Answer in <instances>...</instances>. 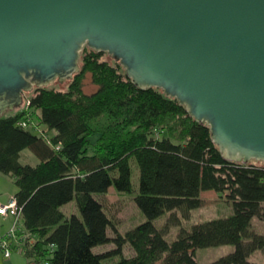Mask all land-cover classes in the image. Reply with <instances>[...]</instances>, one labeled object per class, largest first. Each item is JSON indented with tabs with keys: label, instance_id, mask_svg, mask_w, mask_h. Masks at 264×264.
Instances as JSON below:
<instances>
[{
	"label": "trees",
	"instance_id": "16d2710c",
	"mask_svg": "<svg viewBox=\"0 0 264 264\" xmlns=\"http://www.w3.org/2000/svg\"><path fill=\"white\" fill-rule=\"evenodd\" d=\"M105 53L85 46L66 89L35 87L27 108L0 117V172L18 186L13 196L28 263L199 264L197 248L234 244L208 264H264L249 259L256 250L264 253V233L252 227L254 217L264 220V163L225 158L208 124L161 88L136 85ZM87 73L98 86L92 92L84 89ZM27 148L36 164L21 162ZM133 163L139 168L135 201L146 219L112 237L109 228H117L101 195L111 186L132 192ZM211 189L226 196L233 212L181 226L168 240L171 226L188 219ZM73 199L79 213L68 214L62 206ZM166 212L171 217L158 226ZM111 240L116 249L94 250ZM127 242L132 255L105 261Z\"/></svg>",
	"mask_w": 264,
	"mask_h": 264
},
{
	"label": "water",
	"instance_id": "95a60500",
	"mask_svg": "<svg viewBox=\"0 0 264 264\" xmlns=\"http://www.w3.org/2000/svg\"><path fill=\"white\" fill-rule=\"evenodd\" d=\"M85 46L177 98L225 158L264 163V0H0V117Z\"/></svg>",
	"mask_w": 264,
	"mask_h": 264
},
{
	"label": "rangeland",
	"instance_id": "374dc122",
	"mask_svg": "<svg viewBox=\"0 0 264 264\" xmlns=\"http://www.w3.org/2000/svg\"><path fill=\"white\" fill-rule=\"evenodd\" d=\"M84 49V48H83ZM107 59L112 56L107 53L104 54ZM111 60V59H110ZM69 80L66 82H60L58 80L47 86H53L55 88L66 89L68 87ZM97 85L93 83L91 73H87L84 79V89L86 92H92L97 89ZM34 90V89H33ZM32 90V92H33ZM29 93L26 94V96ZM11 113V111L6 114ZM21 162L36 164L39 159L27 148L21 152ZM132 180L134 184V190L132 192H118L114 186H111L106 194L101 195V200L104 203L105 209L112 219L113 224L116 226L117 231L114 227L109 228V235L112 237L116 236V232L124 233L126 230L136 226L140 222L146 219L145 215L138 207L135 201V195L139 187V168L136 163H133V175ZM18 189L15 182V178L0 172V196H7L9 193L14 192ZM202 198L204 203L192 210L191 216L188 219H182L181 225H172L168 234V240L176 238L180 227L191 228L193 224L209 220L212 218L227 216L233 212V205L226 199V196L215 190H206L202 192ZM62 209L70 213H79L76 200L73 199L67 204L62 206ZM172 212H166L155 220L158 226H162L170 217ZM179 214V211H178ZM12 227L7 221L0 222V231L9 230ZM253 229L257 232L264 233V220L254 217L253 218ZM7 230V231H8ZM6 231V232H7ZM5 232V233H6ZM4 233V234H5ZM117 248V243L111 240L108 243L97 245L94 250L96 252H108ZM235 249L234 244H221L209 247H201L196 249V259L199 264H208L217 260L220 256L225 255ZM134 253L129 242H127L121 251V253H115L105 258L106 262H114L120 259L122 256H130ZM249 259L256 262H264V253L261 250L253 252ZM0 264H29L23 253L15 251L10 258H5L0 252Z\"/></svg>",
	"mask_w": 264,
	"mask_h": 264
},
{
	"label": "built area",
	"instance_id": "2783aa9c",
	"mask_svg": "<svg viewBox=\"0 0 264 264\" xmlns=\"http://www.w3.org/2000/svg\"><path fill=\"white\" fill-rule=\"evenodd\" d=\"M29 102V98L27 97L26 102L22 108H27ZM21 123L23 125H26L27 121L22 120ZM0 214L5 216L10 215L13 217L12 227L5 234L0 236V252L5 258H10L15 251H24V241L26 237V233H18V231L21 230L19 228L21 209L18 206L14 196H12L8 200V202L0 203Z\"/></svg>",
	"mask_w": 264,
	"mask_h": 264
},
{
	"label": "crops",
	"instance_id": "0c3cea01",
	"mask_svg": "<svg viewBox=\"0 0 264 264\" xmlns=\"http://www.w3.org/2000/svg\"><path fill=\"white\" fill-rule=\"evenodd\" d=\"M16 190L17 189H15L14 192L9 193V195H7V196H2V197L0 196V203L8 202V200L15 194ZM3 221H7L9 224L12 225L13 224V217L10 216V215L5 216V215L0 214V222H3ZM5 232L4 231H0V236L3 235Z\"/></svg>",
	"mask_w": 264,
	"mask_h": 264
}]
</instances>
